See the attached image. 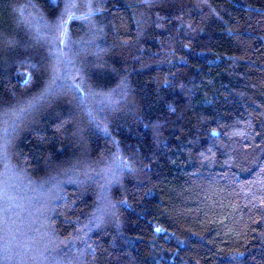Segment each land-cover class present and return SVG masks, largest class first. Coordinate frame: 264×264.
I'll use <instances>...</instances> for the list:
<instances>
[{"label": "trees", "instance_id": "trees-1", "mask_svg": "<svg viewBox=\"0 0 264 264\" xmlns=\"http://www.w3.org/2000/svg\"><path fill=\"white\" fill-rule=\"evenodd\" d=\"M0 264H264V0H0Z\"/></svg>", "mask_w": 264, "mask_h": 264}]
</instances>
